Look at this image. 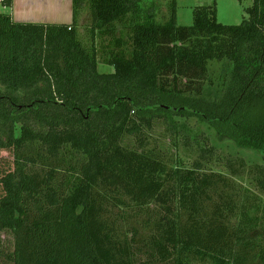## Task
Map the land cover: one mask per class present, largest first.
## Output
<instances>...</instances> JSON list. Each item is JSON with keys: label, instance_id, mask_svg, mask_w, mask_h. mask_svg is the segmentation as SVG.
Here are the masks:
<instances>
[{"label": "trees", "instance_id": "trees-1", "mask_svg": "<svg viewBox=\"0 0 264 264\" xmlns=\"http://www.w3.org/2000/svg\"><path fill=\"white\" fill-rule=\"evenodd\" d=\"M144 1L72 0V22L56 24L16 22L12 0H0V230L13 237L10 264H264V202L206 171L215 147L176 120L196 117L257 153L252 180L264 189V0L236 25L217 21L215 2L196 7L187 26L176 23L175 0L164 22ZM120 21L130 54L112 52L113 72L100 73L97 33ZM157 121L197 152L189 167L141 145ZM129 135L138 147L124 144ZM225 162L239 178L234 159ZM113 207L145 218L139 246L108 217Z\"/></svg>", "mask_w": 264, "mask_h": 264}, {"label": "rangeland", "instance_id": "rangeland-1", "mask_svg": "<svg viewBox=\"0 0 264 264\" xmlns=\"http://www.w3.org/2000/svg\"><path fill=\"white\" fill-rule=\"evenodd\" d=\"M170 2L171 0H145L142 7L145 11H149L150 9L158 22H164L169 15L168 4ZM214 2L217 21L222 24L236 25L246 17V8L252 5L253 0H175L176 23L183 26L191 25L193 22L192 11L196 7L212 5ZM0 11H3L1 4ZM139 20H144L143 14H141ZM90 21L91 16L88 8L84 7L80 9L77 15L76 26L82 36L85 35ZM131 42L130 24H124L122 21L115 22L112 29L97 33V70L100 73L113 72V67L108 64L111 53L123 52L129 55L132 48ZM176 120L184 123L182 128L190 134L191 138L197 135L201 136L203 133L206 139L201 142L202 146L215 147L213 149L214 155L212 156V161L205 166L206 171L221 173L229 179L237 180L240 185L248 187L264 202V189L260 188L252 180L254 175L252 171L255 164H263L262 159H260L257 153L236 147L233 141L228 138H219L209 124L199 121L196 117H176ZM143 133L141 135V145L160 153V156L169 163V166L189 167L195 159H198V154L194 149L189 151L181 142L176 144L174 136L166 131V126L162 121H157L152 130ZM137 138L138 136L136 135H129L125 138L124 144L127 147L136 148L140 145ZM0 155L5 154L1 153ZM217 156H222L223 160H216ZM228 157L234 159V167L240 172L239 178L231 175L233 168L225 162ZM243 161L245 162L242 165ZM108 217L120 228L123 236L133 238L135 242L138 238L137 246L140 245L141 239L149 235L147 221L134 209L123 210L121 207H113L109 210ZM0 248L4 251V254L0 258V264H10L7 256H5V254H8L13 249V237L10 232L0 230ZM194 264L211 263L196 262Z\"/></svg>", "mask_w": 264, "mask_h": 264}, {"label": "crops", "instance_id": "crops-1", "mask_svg": "<svg viewBox=\"0 0 264 264\" xmlns=\"http://www.w3.org/2000/svg\"><path fill=\"white\" fill-rule=\"evenodd\" d=\"M9 11L16 22L70 24L73 18L72 0H12Z\"/></svg>", "mask_w": 264, "mask_h": 264}, {"label": "water", "instance_id": "water-1", "mask_svg": "<svg viewBox=\"0 0 264 264\" xmlns=\"http://www.w3.org/2000/svg\"><path fill=\"white\" fill-rule=\"evenodd\" d=\"M172 110H174V111H178L179 109H178V108H172Z\"/></svg>", "mask_w": 264, "mask_h": 264}]
</instances>
